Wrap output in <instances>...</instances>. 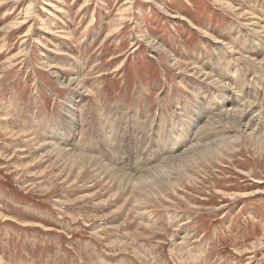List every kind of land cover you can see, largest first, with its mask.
Masks as SVG:
<instances>
[{"label": "rangeland", "instance_id": "374dc122", "mask_svg": "<svg viewBox=\"0 0 264 264\" xmlns=\"http://www.w3.org/2000/svg\"><path fill=\"white\" fill-rule=\"evenodd\" d=\"M262 21L264 0H0V264H264V117L224 104L264 95Z\"/></svg>", "mask_w": 264, "mask_h": 264}, {"label": "bare ground", "instance_id": "6f19581e", "mask_svg": "<svg viewBox=\"0 0 264 264\" xmlns=\"http://www.w3.org/2000/svg\"><path fill=\"white\" fill-rule=\"evenodd\" d=\"M228 3H226V6H224V8H226V10H228V11H232V12H238V11H243V9L245 8V6L247 5V4H242V3H239L238 5H237V7H238V11L235 9L236 8V6H234V5H236V3L234 4V5H232V4H229V5H227ZM237 16H239V17H241V16H243L244 17V15H242V14H238ZM242 18V17H241ZM245 18V17H244ZM238 20V19H237ZM243 21V20H242ZM262 22H264V21H262ZM250 24V23H249ZM248 24V25H249ZM251 25H258V21H256V22H252V24ZM260 25V24H259ZM253 28V27H252ZM258 28H260V26H258ZM8 29V28H7ZM253 30V29H252ZM254 31V30H253ZM257 32V31H256ZM256 40H258V38L256 39ZM255 45H256V42H253ZM208 75V74H207ZM208 78H212V77H210V76H208ZM69 83H70V85H76V87L77 86H80L79 85V83H77V80L76 79H71V80H69L68 81ZM220 81H218V83H219ZM81 83V82H80ZM225 85V84H224ZM74 87V86H73ZM82 88V87H81ZM78 89H80V87L78 88ZM67 90V89H66ZM81 90V89H80ZM75 91V90H74ZM81 92V91H80ZM85 92V91H84ZM243 98L242 99H240V100H243V99H248V100H250V98L247 96V94L245 93V92H243ZM261 98H260V101L259 102H257V100H256V102H253V101H242L241 102V104H240V100H239V102L236 104V102H235V100H232V98H226L225 99V102H224V104L226 103V104H228V105H230V107H232V110H228V111H230L231 113H229L228 111L226 112V115H231L232 113H233V115L235 116L236 115V113H238L240 116H243L244 117V119H246L249 115H250V113H249V111H247V108H250V106L252 105V103H255V104H253L252 106H251V109L252 110H257L258 109V111H259V114L258 115H260V113H262V115H261V118L262 117H264L263 115V113H264V107L261 105V99H264V95H261L260 96ZM223 102V101H222ZM264 102V101H263ZM77 103L75 102V103H73V105H76ZM234 104H236V106H234ZM73 105H71L69 108V116H70V121L72 122V121H74V120H72L73 119V111H75V109H76V107H74ZM241 105V106H240ZM238 106H240V107H238ZM234 107H235V109H236V107H238V108H242L243 110H233L234 109ZM212 115H213V113H212ZM211 116V115H210ZM198 117H196V118H194L193 120L192 119H190V123L192 124V125H195L196 123H197V121H198ZM209 119V121H211V118H208ZM218 119V118H217ZM226 118H225V114H224V116H221L220 118H219V120H217V121H215V120H213L212 121V123L210 124V123H208V125H206L205 126V128H207V127H211L212 125H214V124H218L219 122H222L223 120H225ZM73 123H75V122H73ZM192 128V127H191ZM190 128V129H191ZM198 128V126H196L194 129H192L191 131L192 132H190V134H188V136L186 137H184L183 139V141H180L179 142V144H181L182 145V147L181 148H184L185 147V145L192 139V141H191V144H193L197 139H195L196 138V134H197V129ZM189 129V130H190ZM66 131V130H65ZM58 133V132H57ZM56 134V133H55ZM200 140V139H199ZM191 144H189L188 146H190ZM56 145V144H55ZM197 145V144H196ZM48 146V145H47ZM50 146V145H49ZM187 146V147H188ZM59 147V146H58ZM61 147V146H60ZM186 147V148H187ZM194 147V146H193ZM177 148H178V145H175V143H170L169 144V141L167 140V145L163 148V155H168V157H170V156H172L174 153H176L178 150H177ZM192 149V148H191ZM46 150H48V148H46ZM54 150V149H53ZM55 150H56V148H55ZM188 150H190V148L188 149ZM50 151V150H49ZM57 151V150H56ZM161 151V150H160ZM186 152V151H185ZM183 156V155H182ZM215 156V155H214ZM86 156H82V155H75V159H84ZM86 158H88V159H92L91 157H86ZM211 158H213V157H211ZM169 159H171V161H168V162H166V163H169V162H172V161H175V160H177L178 159V156L176 157V156H174V157H170ZM175 159V160H174ZM145 162V161H144ZM145 165V164H144ZM148 165V164H147ZM151 168V167H150ZM160 169H162V167H160ZM154 172H155V170H154ZM148 173V172H147ZM152 173V172H151ZM151 175V174H150ZM155 175V174H154ZM135 177V176H134ZM143 179V178H142Z\"/></svg>", "mask_w": 264, "mask_h": 264}]
</instances>
